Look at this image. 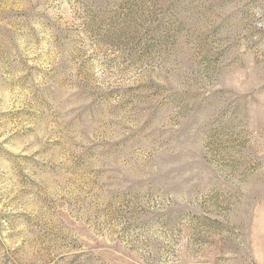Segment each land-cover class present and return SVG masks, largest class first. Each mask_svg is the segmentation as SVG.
<instances>
[{
  "label": "rangeland",
  "instance_id": "374dc122",
  "mask_svg": "<svg viewBox=\"0 0 264 264\" xmlns=\"http://www.w3.org/2000/svg\"><path fill=\"white\" fill-rule=\"evenodd\" d=\"M0 264H264V0H0Z\"/></svg>",
  "mask_w": 264,
  "mask_h": 264
}]
</instances>
